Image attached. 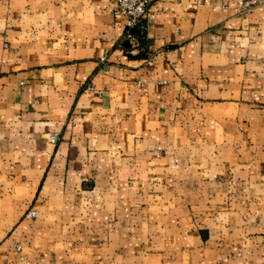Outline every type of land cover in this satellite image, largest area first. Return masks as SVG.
<instances>
[{
	"label": "crops",
	"instance_id": "1",
	"mask_svg": "<svg viewBox=\"0 0 264 264\" xmlns=\"http://www.w3.org/2000/svg\"><path fill=\"white\" fill-rule=\"evenodd\" d=\"M149 4L0 0V264H264V6Z\"/></svg>",
	"mask_w": 264,
	"mask_h": 264
},
{
	"label": "built area",
	"instance_id": "2",
	"mask_svg": "<svg viewBox=\"0 0 264 264\" xmlns=\"http://www.w3.org/2000/svg\"><path fill=\"white\" fill-rule=\"evenodd\" d=\"M234 2V9L240 14H248L256 6H264V0H234ZM223 5L225 6L227 4L223 3ZM113 12L116 14H122L126 17V25L128 28H141L148 19L154 16L149 0H114ZM128 34L132 37V41L134 37L130 32ZM147 62L149 64L152 63L151 59H148ZM87 88L90 91H96L93 84L87 85ZM49 138L51 141H54L57 138V132H51ZM26 215L37 216L38 211L34 208H30L27 210ZM16 247L17 249H20V244L18 243Z\"/></svg>",
	"mask_w": 264,
	"mask_h": 264
},
{
	"label": "water",
	"instance_id": "3",
	"mask_svg": "<svg viewBox=\"0 0 264 264\" xmlns=\"http://www.w3.org/2000/svg\"><path fill=\"white\" fill-rule=\"evenodd\" d=\"M138 31H139L138 28H135V27L131 28V32L136 33V32H138ZM123 44L126 45V46H129V42H128V40H124Z\"/></svg>",
	"mask_w": 264,
	"mask_h": 264
},
{
	"label": "trees",
	"instance_id": "4",
	"mask_svg": "<svg viewBox=\"0 0 264 264\" xmlns=\"http://www.w3.org/2000/svg\"><path fill=\"white\" fill-rule=\"evenodd\" d=\"M136 36V38L138 39V45H141V40H142V38H141V36H142V34L141 33H138V34H136L135 35ZM139 41H140V43H139Z\"/></svg>",
	"mask_w": 264,
	"mask_h": 264
}]
</instances>
